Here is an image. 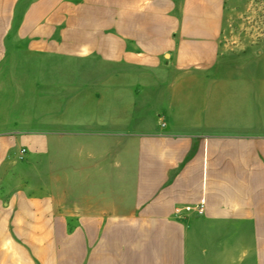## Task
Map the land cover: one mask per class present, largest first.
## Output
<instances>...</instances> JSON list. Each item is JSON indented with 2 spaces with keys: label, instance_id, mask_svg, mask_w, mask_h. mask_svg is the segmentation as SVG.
<instances>
[{
  "label": "crops",
  "instance_id": "crops-1",
  "mask_svg": "<svg viewBox=\"0 0 264 264\" xmlns=\"http://www.w3.org/2000/svg\"><path fill=\"white\" fill-rule=\"evenodd\" d=\"M227 3L0 0V264H264L261 71L198 69Z\"/></svg>",
  "mask_w": 264,
  "mask_h": 264
},
{
  "label": "rangeland",
  "instance_id": "rangeland-1",
  "mask_svg": "<svg viewBox=\"0 0 264 264\" xmlns=\"http://www.w3.org/2000/svg\"><path fill=\"white\" fill-rule=\"evenodd\" d=\"M119 1L125 2V0H84L86 17L93 18L97 15L102 20H107L110 2L119 3ZM187 1L132 0L134 5L140 4L144 9L159 7V10L155 8L153 12L160 11L164 7L165 18H171L172 14L175 17H187L184 8ZM227 4L222 36L218 42V56L213 59L212 64H205L198 69H260L261 131L264 132V0H228ZM144 13L146 11L142 10L140 17H146ZM101 34L107 35L108 27H103ZM99 67L97 66L98 69Z\"/></svg>",
  "mask_w": 264,
  "mask_h": 264
},
{
  "label": "built area",
  "instance_id": "built-area-1",
  "mask_svg": "<svg viewBox=\"0 0 264 264\" xmlns=\"http://www.w3.org/2000/svg\"><path fill=\"white\" fill-rule=\"evenodd\" d=\"M206 204L201 201L195 205L178 206L175 213L182 219L196 220L205 214Z\"/></svg>",
  "mask_w": 264,
  "mask_h": 264
}]
</instances>
